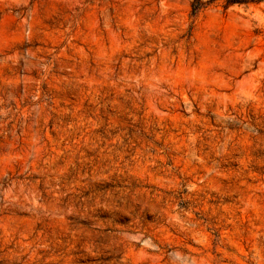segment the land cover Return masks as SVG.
<instances>
[{
  "label": "rangeland",
  "instance_id": "rangeland-1",
  "mask_svg": "<svg viewBox=\"0 0 264 264\" xmlns=\"http://www.w3.org/2000/svg\"><path fill=\"white\" fill-rule=\"evenodd\" d=\"M194 1L0 0V264H264V0Z\"/></svg>",
  "mask_w": 264,
  "mask_h": 264
},
{
  "label": "trees",
  "instance_id": "trees-1",
  "mask_svg": "<svg viewBox=\"0 0 264 264\" xmlns=\"http://www.w3.org/2000/svg\"><path fill=\"white\" fill-rule=\"evenodd\" d=\"M211 1L212 0H208V1L195 0L192 3L193 10L204 9L210 5ZM257 1H261V0H225V5L230 6L233 4H249Z\"/></svg>",
  "mask_w": 264,
  "mask_h": 264
}]
</instances>
